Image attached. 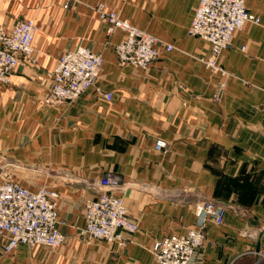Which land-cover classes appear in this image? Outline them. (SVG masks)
<instances>
[{
    "label": "crops",
    "instance_id": "crops-1",
    "mask_svg": "<svg viewBox=\"0 0 264 264\" xmlns=\"http://www.w3.org/2000/svg\"><path fill=\"white\" fill-rule=\"evenodd\" d=\"M199 1L0 0L7 27L27 16L38 24L33 55L0 83V181L57 191L66 236L58 248L6 252L0 233V264H158L154 243L194 226L204 200L222 204L225 219L207 220L194 264H264V0H246L260 23L236 30L221 52L227 74L207 66L211 44L188 31ZM100 3L172 50L122 65L115 46L125 32H107ZM79 45L103 54L96 83L48 102L50 72ZM107 173L124 184L114 191L139 225L124 246L80 235L86 199Z\"/></svg>",
    "mask_w": 264,
    "mask_h": 264
},
{
    "label": "built area",
    "instance_id": "built-area-1",
    "mask_svg": "<svg viewBox=\"0 0 264 264\" xmlns=\"http://www.w3.org/2000/svg\"><path fill=\"white\" fill-rule=\"evenodd\" d=\"M97 10L100 19L107 24L108 33L118 28L125 32L115 46L122 65L147 66L162 50H172V44H163L156 35L123 18L118 10L107 9L103 3L98 4ZM247 23H260V16L248 9L246 0H200L188 31L211 44L210 55L203 58L207 66L227 74L219 56L230 45L235 31ZM37 32L35 18L21 19L10 28L0 21V83H8L21 59L33 55ZM103 61L101 52L85 45L65 51L49 74L47 101L76 100L96 83ZM224 86L225 81H222L220 87ZM105 96L111 99L113 93L106 92ZM166 144L159 139L156 148L161 149ZM98 185L100 191L86 199V224L80 229V235L124 246L128 242L126 234L135 232L138 222L129 215L120 193L114 191L121 188L120 179L107 173ZM56 195L47 185L32 190L12 178L0 181V233L5 236L6 252L14 251L20 244L57 248L64 243L66 236L59 225ZM225 212V207L213 200L196 204L194 226L155 242L153 249L158 264H194L205 242L207 220L221 224Z\"/></svg>",
    "mask_w": 264,
    "mask_h": 264
},
{
    "label": "rangeland",
    "instance_id": "rangeland-1",
    "mask_svg": "<svg viewBox=\"0 0 264 264\" xmlns=\"http://www.w3.org/2000/svg\"><path fill=\"white\" fill-rule=\"evenodd\" d=\"M68 6V4H66L65 5V7H67ZM27 17H30V18H35V17H33V16H27ZM26 17V18H27ZM22 19H24V18H22ZM21 20V19H20ZM137 26V25H136ZM139 27V26H138ZM80 46V45H79ZM96 52H98V51H96ZM167 143V142H166ZM121 183V189L120 190H122V189H124L125 187H124V184L122 183V182H120ZM57 192V191H56ZM119 195H121L122 197H123V200H124V195H122V192H120V194ZM55 200H56V202L58 203V193H57V195H56V197H55ZM205 201V200H204ZM213 201H215V200H213ZM216 202V201H215ZM124 203H125V200H124ZM218 203V202H217ZM125 205H126V203H125ZM126 208H127V211H128V213H129V209H128V207H127V205H126ZM195 212H196V206H195ZM129 215H130V213H129ZM132 217V216H131ZM138 227H139V225H138ZM91 238V237H90ZM105 241V240H104ZM106 242H108V241H106ZM109 243V242H108ZM155 244V243H154ZM42 245V244H41ZM62 246V245H61ZM47 247H50V246H47ZM50 248H53V247H50ZM58 248V247H57ZM153 248H154V246H153ZM153 252H154V249H153Z\"/></svg>",
    "mask_w": 264,
    "mask_h": 264
}]
</instances>
